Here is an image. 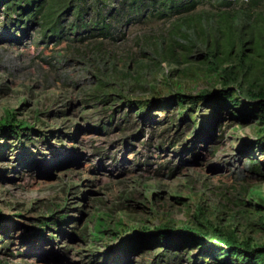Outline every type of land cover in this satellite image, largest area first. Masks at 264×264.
Returning a JSON list of instances; mask_svg holds the SVG:
<instances>
[{
	"label": "rangeland",
	"instance_id": "374dc122",
	"mask_svg": "<svg viewBox=\"0 0 264 264\" xmlns=\"http://www.w3.org/2000/svg\"><path fill=\"white\" fill-rule=\"evenodd\" d=\"M29 1H17L21 16L0 5V119L15 109L17 118L50 139L35 132L24 149L0 138V213L10 217L7 229L0 227V264H105L97 254L116 241L106 234L105 241L90 242L99 216L111 228L118 221L180 227L193 221L198 206L214 222L262 241L256 202L264 197V156L254 155L262 167L256 172L245 153L257 137L255 121L242 123L225 108L214 116L216 126L202 132L178 124L177 108L152 107L142 117L137 107L123 104L220 90L219 67L208 49L221 56L229 31L216 13L232 10L233 24H241L249 39L254 25L262 28V5L244 24L236 12L247 7H220L214 0L182 17L124 20L103 37L95 28L98 20H114L105 6H117L115 0ZM78 5L84 7L81 19L74 15ZM53 10L58 12L49 16ZM187 16L190 24H184ZM200 134L194 149L185 151ZM53 210L79 220L70 229H48L47 239L31 235ZM156 251L119 260L193 264L188 256L197 255L181 251L163 263L155 261Z\"/></svg>",
	"mask_w": 264,
	"mask_h": 264
},
{
	"label": "trees",
	"instance_id": "16d2710c",
	"mask_svg": "<svg viewBox=\"0 0 264 264\" xmlns=\"http://www.w3.org/2000/svg\"><path fill=\"white\" fill-rule=\"evenodd\" d=\"M18 0H0V5L4 4L8 13L9 10H15L18 16L23 13ZM40 0H30L31 6ZM76 1V0H74ZM80 4L83 3L79 0ZM103 1V0H92ZM110 1V0H104ZM117 6L107 7L108 16L114 18L113 21L105 22L98 20L101 26H96V31L100 36H112L118 29L114 24L121 21L131 22L132 20L159 19L165 20L173 17H182L195 12L198 8L206 4L214 5V0H115ZM219 6L231 7L233 4H240L247 7L240 12H236L238 22L244 24V20L251 16V10L260 5L264 8V0H218ZM86 10V9H85ZM84 7L77 6L74 12L75 17L82 18ZM58 12V11H57ZM53 12L47 13L49 16ZM6 13V14H7ZM218 21L224 22V28L229 31V35L223 43L221 56L214 47L208 49L210 56L215 58L212 63L219 67L217 76L222 82L223 87L216 91H202L198 95H185L182 92L172 94L169 99L156 97L151 101H123L127 104L129 110L139 109V114L145 117L152 107H162L163 111L177 108L178 124L188 123L191 126L199 127V130H209L214 128L218 119L214 116L219 115L223 109H227L229 115L242 123L255 121L254 128L257 137L250 140L245 147L249 153L248 157L252 161V171L262 172V167L258 164L254 155L260 153L264 156V13L262 14V28L254 25L249 32V39H245L241 24H233L231 18L234 15L232 10H220L216 13ZM190 16H187L184 24H190ZM142 21V20H141ZM237 21V20H236ZM1 33V32H0ZM238 41V48L234 47ZM251 43L250 48L246 47ZM216 46V45H215ZM250 50V52L246 53ZM246 82V86L243 83ZM237 86L236 88L234 87ZM244 97L248 100L241 102ZM16 110H5V115L0 119V138L15 139L24 149L34 140L33 133H39L43 140L48 142L49 136L42 131H35V126L27 120L19 119L16 116ZM199 114V116L197 115ZM197 115V117H196ZM213 118V119H212ZM152 120V118H147ZM203 134V133H202ZM46 135V136H45ZM198 135L191 144L185 145V151H192L198 139ZM6 146V142H2ZM253 151V152H251ZM251 152V153H250ZM256 202L257 226L264 235V197L260 194ZM18 217H21L20 215ZM96 225L90 232V242L105 241L106 234H109L113 243L105 244V252L100 254L106 259L105 264L112 261L118 264L119 256H124L143 250H156L155 261L168 263L175 259L181 251H194L195 256H188V260L193 264H264V239L257 240L254 236H240L232 228H226L204 215L202 206H198L193 214V221L180 227L169 224L159 225L151 229L148 227H130L125 226L122 221H118L114 228H111L109 222L103 216H99ZM10 217L0 213V227H8L7 222ZM79 218H74L69 211H51L49 216H44L38 224L31 229V235L47 239L46 233L52 227L66 230L71 228L74 222ZM65 226L66 229L61 228ZM50 235V234H49ZM176 236V237H175ZM52 237V236H51ZM3 236H1V239ZM28 239V238H27ZM49 241V239H48ZM98 252V251H97ZM103 253V254H102ZM190 255V252L187 253ZM96 260V259H95ZM196 260L199 261L196 263ZM122 260L120 264H122Z\"/></svg>",
	"mask_w": 264,
	"mask_h": 264
}]
</instances>
